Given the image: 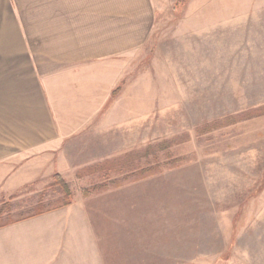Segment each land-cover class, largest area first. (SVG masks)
<instances>
[{"label": "rangeland", "instance_id": "rangeland-1", "mask_svg": "<svg viewBox=\"0 0 264 264\" xmlns=\"http://www.w3.org/2000/svg\"><path fill=\"white\" fill-rule=\"evenodd\" d=\"M151 2L149 36L119 58L123 100L50 154L1 219L60 204L59 173L101 211L111 264H264V114L205 129L264 106V0ZM108 159L122 162L108 178L85 169Z\"/></svg>", "mask_w": 264, "mask_h": 264}, {"label": "crops", "instance_id": "crops-1", "mask_svg": "<svg viewBox=\"0 0 264 264\" xmlns=\"http://www.w3.org/2000/svg\"><path fill=\"white\" fill-rule=\"evenodd\" d=\"M153 14L151 0H0V211L67 138L116 110L119 58L143 45ZM100 214L73 198L2 220L0 264H111Z\"/></svg>", "mask_w": 264, "mask_h": 264}, {"label": "trees", "instance_id": "trees-1", "mask_svg": "<svg viewBox=\"0 0 264 264\" xmlns=\"http://www.w3.org/2000/svg\"><path fill=\"white\" fill-rule=\"evenodd\" d=\"M122 87V84H120L116 89L113 90V94H117L120 89ZM254 114H264V106L258 107V108H254L251 110H248L246 112H242L236 115H230L226 118H224L223 120H215L214 122L207 124L205 129L206 130H210L214 127H220L223 125H227V124H231L232 122H236L237 120H240L242 118H247V116L249 115H254ZM155 147L154 145H149L147 152H144V155L149 154V152L154 151ZM121 160L119 159H108L106 160L104 163H99V164H95L93 166L87 167L85 168L88 172H102L103 176L105 178H108L107 176H109V173L112 170H117L118 166L121 164ZM147 172V173H155V169L154 168H145V169H141L140 173L142 174V178H144L146 174H144L143 172ZM53 178H54V183L59 185L62 189L63 192V198L60 204L54 206V207H60V206H64V205H68L72 202V192L70 187L68 186L67 182L63 179V177L59 174V173H54L53 174ZM106 182H104V184H99V185H93L91 186L89 189L84 191V195H87L89 192H96L99 191L101 189H105L106 187H108V183L105 184ZM112 184L114 186H119L121 183L120 181L114 180L112 181ZM4 211V207L1 209L0 211V227L4 224L2 222L1 216L2 213ZM45 209L41 206H38L37 210L35 211V213L33 214H40L42 212H44ZM225 259V258H224ZM217 264H221L220 261L217 262Z\"/></svg>", "mask_w": 264, "mask_h": 264}]
</instances>
